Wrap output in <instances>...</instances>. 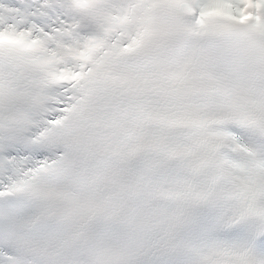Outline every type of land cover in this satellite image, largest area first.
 <instances>
[{"label":"snow or ice","instance_id":"1","mask_svg":"<svg viewBox=\"0 0 264 264\" xmlns=\"http://www.w3.org/2000/svg\"><path fill=\"white\" fill-rule=\"evenodd\" d=\"M0 264H264V0H0Z\"/></svg>","mask_w":264,"mask_h":264}]
</instances>
